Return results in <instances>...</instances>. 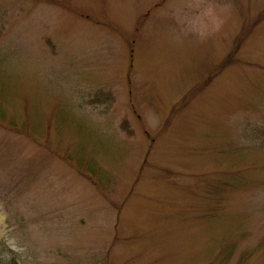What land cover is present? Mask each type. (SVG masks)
<instances>
[{"label":"rangeland","instance_id":"1","mask_svg":"<svg viewBox=\"0 0 264 264\" xmlns=\"http://www.w3.org/2000/svg\"><path fill=\"white\" fill-rule=\"evenodd\" d=\"M0 264H264V0H0Z\"/></svg>","mask_w":264,"mask_h":264}]
</instances>
